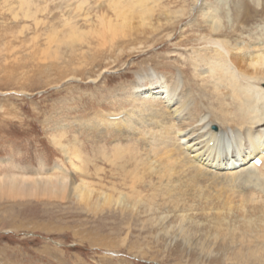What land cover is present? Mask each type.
Wrapping results in <instances>:
<instances>
[{"label":"rangeland","instance_id":"1","mask_svg":"<svg viewBox=\"0 0 264 264\" xmlns=\"http://www.w3.org/2000/svg\"><path fill=\"white\" fill-rule=\"evenodd\" d=\"M24 1L33 4L32 18L26 19L22 14L16 17L23 0H0V180L9 177L40 180L57 175L73 184L86 182L98 195L104 193L116 199L121 193L132 196L130 174L116 171L97 154L103 148L111 151L130 144L146 152L149 144L138 132L127 131L125 125L123 129L106 127L98 115L130 112L135 104L128 99L130 90L136 87L133 93L148 90L153 82L160 84L161 75L170 79L184 68H191L192 75L197 73L190 67L192 58L196 52L206 54L212 50L207 40L198 41L210 36L199 10L183 22L166 26L157 38L137 33L138 42L134 44L131 43L136 38L113 44L99 36L103 31L102 20L108 14L115 17L110 0ZM183 1L160 0L165 5L176 2L171 6L174 11L182 6L192 8L196 0ZM207 1L219 10L225 32L231 35L227 37L225 33L217 39L230 42L232 48L239 43L252 53L258 50L264 54V0ZM71 27L82 32L90 30V40L74 49L53 44V31L63 33ZM49 48H53L51 52ZM144 49L149 50L143 52ZM163 61L168 65L162 66ZM205 68L202 66L199 71ZM139 75L148 78L140 84ZM191 80L193 87H197L194 78ZM256 85L264 89V82ZM133 96L138 98L137 94ZM206 103L202 102V108L208 114L212 109ZM139 117L134 116L140 123ZM147 117L142 120L144 125L160 124L151 115ZM146 137L149 139L151 135ZM231 143L222 150L224 163L236 157L241 160L252 150L248 144L241 147ZM73 144L82 149L88 160L92 159L87 173L74 172L71 155L66 152V147H75ZM155 177L141 184L139 190L147 197L136 210L122 203L116 205L117 202L114 206L102 202L99 207L97 199L82 203L74 193L64 197L44 196L0 184V264H264L260 260L246 263L243 260L244 255L256 251V244L251 242L254 239L247 238L248 231L242 223H225L220 232L212 231L216 223L209 224L210 230L199 234L197 230L192 235L187 230L191 223L173 225L182 213L172 211L168 216L162 210L166 196L154 194L165 191ZM147 205L152 208L148 213L144 211Z\"/></svg>","mask_w":264,"mask_h":264},{"label":"bare ground","instance_id":"2","mask_svg":"<svg viewBox=\"0 0 264 264\" xmlns=\"http://www.w3.org/2000/svg\"><path fill=\"white\" fill-rule=\"evenodd\" d=\"M183 3H186V0ZM172 4L175 5L176 2L165 5L160 0H110L109 5L115 17L111 18L108 14L100 25L103 26V31L99 34L104 37L102 39H108L114 44L119 40L136 38L130 41L134 44L138 42V35L157 38L166 26L183 22L185 18H190L199 10L203 26L210 32V36L206 35L198 39V41L207 40L212 45V50L206 54L202 51L196 52V56L192 58L190 67H194L197 73L194 72L192 75L189 70L191 68H184L177 71L178 74L176 73V76L170 79L161 75L160 84L153 82L148 90L134 93L132 91L135 89L137 91V87L130 90L128 99H132L135 103L130 112L98 115L99 121L106 127L125 125L127 131H133L132 134L138 132L141 139L149 144V150L146 152H141L130 144L117 146L111 151L103 148L97 154L101 160L110 162L116 171L123 175L130 174L132 196L121 193L116 199L111 195H103L104 193L98 195L94 192V187L90 189L86 182H81L80 185L73 184L74 182L71 183L69 179L57 175L49 179L38 178L40 180L9 177L1 179L0 184L18 191L24 188L32 193L40 192L44 196L64 197L67 193H74L82 203H92L93 199H97V206L102 202L103 205H113L117 202L116 205L122 203L128 209L136 210L140 204L146 202L147 197H144V192L139 190L141 184L156 176L165 192L159 195L154 194V197L166 196L163 199L162 210L168 216L172 211L182 213L173 225L191 223L187 230L191 231L188 234L192 235V232L197 230L198 234L210 230L209 224L216 223L217 226L214 228V225L212 231L220 232L225 223H242L243 228L248 231L247 238L250 241L254 239L251 242L256 244V251L253 250L252 254L244 255L243 260L245 263L255 260L264 261V164L258 167L252 163L256 157L264 160V89L256 85L258 82L260 84L264 82V79L260 78L264 76V54L257 50L254 51L255 55H252L254 52L239 46L237 42L232 48L230 42L226 43L225 40L217 39L226 34L227 37L231 35L225 32L224 20L222 15L219 16V10L212 8L207 0H196L192 8L186 9L182 6L177 11L171 8ZM32 6L30 1L23 0L16 17L22 14L26 19L32 18ZM88 31L82 32L75 27L63 33L53 31L52 41L53 44L58 45V48L67 46L74 49L79 44L83 45L90 40L92 33ZM185 37L182 36L183 39ZM167 38L171 39V35H167ZM158 39L161 40V37ZM260 45L263 46V44ZM52 49L49 48L50 52ZM160 64L168 65L165 62ZM202 66L206 68L204 71H199ZM153 70L151 73L155 75ZM147 76L139 75V83L142 84L148 78ZM151 77L154 76L151 75ZM191 77L194 78L197 87H193ZM134 94H137L138 98H135ZM202 102L203 104L207 102L213 112L206 114L203 111ZM210 108L206 109L210 110ZM145 115L158 119L160 124L155 126L154 122H146L144 125L142 120ZM115 116L123 118L113 121L111 118ZM134 116L141 119L140 127L135 126L140 123ZM179 118L183 121L180 122ZM147 126L153 129L147 131ZM147 135H151V138L148 139ZM227 135L228 138H226ZM183 141L186 144L182 143ZM231 142L240 144L241 147L248 144L252 150L241 156V160H237L236 157V160L224 163L221 160L222 150L230 146ZM73 145L75 147H66V152L71 155L74 172L87 173L86 171H89L93 163L92 159L88 160L87 156L85 157L81 152L82 149H78L77 144ZM174 184L178 185L174 186ZM149 206L147 205L144 210L146 213L152 211ZM199 212L202 215H198ZM160 221L157 220V222ZM184 227L183 225L182 228Z\"/></svg>","mask_w":264,"mask_h":264}]
</instances>
